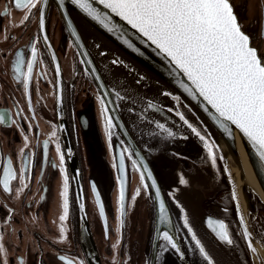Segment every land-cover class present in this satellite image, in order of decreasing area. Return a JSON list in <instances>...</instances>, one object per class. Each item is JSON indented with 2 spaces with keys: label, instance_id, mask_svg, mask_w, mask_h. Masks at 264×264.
<instances>
[{
  "label": "flooded vegetation",
  "instance_id": "1",
  "mask_svg": "<svg viewBox=\"0 0 264 264\" xmlns=\"http://www.w3.org/2000/svg\"><path fill=\"white\" fill-rule=\"evenodd\" d=\"M230 1L252 40L264 42V0ZM86 37L115 76L163 106L182 126L174 133L168 130L170 138L152 133L147 140L193 264H262L264 201L255 191L253 201L248 186L246 200L239 199L221 158L222 138L185 100L150 82L92 33ZM258 51L264 62V49ZM67 139L80 161L89 227L102 264H149L154 203L148 184L115 132L58 9L45 0H0V264H89ZM118 147L128 167L125 202ZM212 154L215 167L202 170ZM130 167L146 188L136 205ZM208 170L214 185L206 177H188L209 175ZM192 184L209 190L198 210L184 196ZM162 258L163 264H182L170 253Z\"/></svg>",
  "mask_w": 264,
  "mask_h": 264
},
{
  "label": "water",
  "instance_id": "2",
  "mask_svg": "<svg viewBox=\"0 0 264 264\" xmlns=\"http://www.w3.org/2000/svg\"><path fill=\"white\" fill-rule=\"evenodd\" d=\"M45 4L58 9L115 132L148 184L154 203L149 264H163L164 252L179 263L193 264L189 243L152 165L147 140L152 133L170 138L168 130L174 133L182 126L163 106L140 96L115 76L97 57L86 33L185 100L224 140L237 163L239 138L264 194V62L232 2L45 0ZM66 143L84 249L89 264H102L89 227L80 161L69 139ZM117 156L125 202L128 167L120 147ZM99 206L104 217L101 202Z\"/></svg>",
  "mask_w": 264,
  "mask_h": 264
},
{
  "label": "rangeland",
  "instance_id": "3",
  "mask_svg": "<svg viewBox=\"0 0 264 264\" xmlns=\"http://www.w3.org/2000/svg\"><path fill=\"white\" fill-rule=\"evenodd\" d=\"M249 9V8H248ZM252 11H253V7L251 8ZM250 15L252 17H254L255 14L251 13L250 12ZM257 19V17H256ZM248 20H246V23H247ZM256 40H257V37L254 36V39H253V42L256 44V46H258V48L260 49L261 51V54L263 53V49H264V42L261 41V42H257L256 43ZM147 77L150 79V82L153 81L154 83H156L157 85H159L160 83H158L157 81H155L154 79H152L150 76L147 75ZM161 85V84H160ZM159 85V86H160ZM162 86V85H161ZM166 90V89H165ZM174 95V94H173ZM176 96V95H175ZM177 97V96H176ZM201 116V115H200ZM202 117V116H201ZM203 118V117H202ZM204 119V118H203ZM205 120V119H204ZM207 122V121H206ZM208 123V122H207ZM212 128V127H211ZM213 129V128H212ZM214 130V129H213ZM215 131V130H214ZM216 132V131H215ZM200 137L203 139L204 137L199 134ZM205 139V138H204ZM207 156V155H206ZM210 165H212L213 167H215V161H214V154L210 155L209 157V162L206 166H204L202 168L203 169H206L207 167H210ZM115 166H114V172L116 173L115 171ZM209 172V175L206 174H203V173H200V172H197V173H190L188 175V177L190 176L191 178H208L209 179V182H211L212 184L215 182V180L213 179V175L212 173L208 170ZM129 175H130V190L132 191V193L134 194V198H132V202H134V205H136L137 203L139 204L140 202L143 201L144 199V196H145V192H146V188L144 187V185L142 184L140 178H139V174H137V171L135 169H132L131 167L129 168ZM217 175V174H216ZM214 185V184H213ZM248 190V194L250 196V198L254 201V190L248 186L247 188ZM209 193V190L205 191L203 189L202 186L200 185H196L194 186V184H192V186L190 188H188V190H186L184 192V196L185 198H187V203L189 202V205H191L193 207V209L195 210H198L199 207H198V204L199 202L201 201V199L203 198V195L205 197V195ZM197 214V212H195ZM253 216L249 214L248 216V220H249V223L250 225L252 226V228L254 230H256V227L255 225H253V220H252ZM218 252V251H217ZM219 253V252H218Z\"/></svg>",
  "mask_w": 264,
  "mask_h": 264
},
{
  "label": "bare ground",
  "instance_id": "4",
  "mask_svg": "<svg viewBox=\"0 0 264 264\" xmlns=\"http://www.w3.org/2000/svg\"><path fill=\"white\" fill-rule=\"evenodd\" d=\"M135 79L138 80L135 76ZM224 140L221 139V143L219 144L221 158L223 160L226 172L229 176L230 181L232 182L236 192H238L239 199L244 197V187L250 186L258 195H261L264 198V194L262 189L258 183V180L252 170L244 147L238 138V149L240 152V163H237L228 146L226 145ZM246 200V199H245ZM247 208H244V215H246ZM259 254L258 257L262 259V264H264V252L262 249H258Z\"/></svg>",
  "mask_w": 264,
  "mask_h": 264
}]
</instances>
